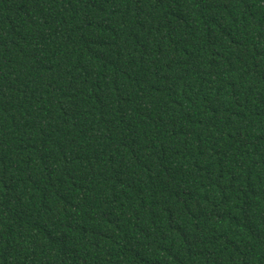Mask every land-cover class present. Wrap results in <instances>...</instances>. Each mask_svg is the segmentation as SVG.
Here are the masks:
<instances>
[{"label": "trees", "instance_id": "trees-1", "mask_svg": "<svg viewBox=\"0 0 264 264\" xmlns=\"http://www.w3.org/2000/svg\"><path fill=\"white\" fill-rule=\"evenodd\" d=\"M0 264H264V0H0Z\"/></svg>", "mask_w": 264, "mask_h": 264}]
</instances>
